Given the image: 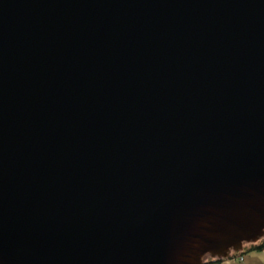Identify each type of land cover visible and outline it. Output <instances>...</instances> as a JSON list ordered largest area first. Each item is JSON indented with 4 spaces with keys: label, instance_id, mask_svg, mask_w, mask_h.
Here are the masks:
<instances>
[{
    "label": "water",
    "instance_id": "95a60500",
    "mask_svg": "<svg viewBox=\"0 0 264 264\" xmlns=\"http://www.w3.org/2000/svg\"><path fill=\"white\" fill-rule=\"evenodd\" d=\"M263 236L264 0H0V264Z\"/></svg>",
    "mask_w": 264,
    "mask_h": 264
},
{
    "label": "crops",
    "instance_id": "0c3cea01",
    "mask_svg": "<svg viewBox=\"0 0 264 264\" xmlns=\"http://www.w3.org/2000/svg\"><path fill=\"white\" fill-rule=\"evenodd\" d=\"M220 264H264V247L234 257H224Z\"/></svg>",
    "mask_w": 264,
    "mask_h": 264
},
{
    "label": "trees",
    "instance_id": "16d2710c",
    "mask_svg": "<svg viewBox=\"0 0 264 264\" xmlns=\"http://www.w3.org/2000/svg\"><path fill=\"white\" fill-rule=\"evenodd\" d=\"M264 247V236L254 242H247L242 245V249L238 251H232L227 257L239 256L240 254ZM222 258H205L201 264H220Z\"/></svg>",
    "mask_w": 264,
    "mask_h": 264
}]
</instances>
